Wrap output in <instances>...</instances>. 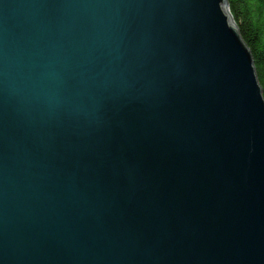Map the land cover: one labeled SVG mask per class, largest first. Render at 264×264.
I'll return each instance as SVG.
<instances>
[{
	"label": "water",
	"instance_id": "95a60500",
	"mask_svg": "<svg viewBox=\"0 0 264 264\" xmlns=\"http://www.w3.org/2000/svg\"><path fill=\"white\" fill-rule=\"evenodd\" d=\"M0 264H264L228 0H0Z\"/></svg>",
	"mask_w": 264,
	"mask_h": 264
},
{
	"label": "trees",
	"instance_id": "16d2710c",
	"mask_svg": "<svg viewBox=\"0 0 264 264\" xmlns=\"http://www.w3.org/2000/svg\"><path fill=\"white\" fill-rule=\"evenodd\" d=\"M229 11L254 58L264 97V0H228Z\"/></svg>",
	"mask_w": 264,
	"mask_h": 264
}]
</instances>
